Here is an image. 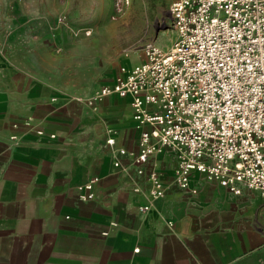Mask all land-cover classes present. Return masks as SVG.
I'll use <instances>...</instances> for the list:
<instances>
[{
	"label": "crops",
	"instance_id": "obj_1",
	"mask_svg": "<svg viewBox=\"0 0 264 264\" xmlns=\"http://www.w3.org/2000/svg\"><path fill=\"white\" fill-rule=\"evenodd\" d=\"M52 23L49 0H0V264H264V199L198 172L179 187L168 147L151 198L130 97L92 100L117 75L82 40L55 55Z\"/></svg>",
	"mask_w": 264,
	"mask_h": 264
},
{
	"label": "built area",
	"instance_id": "obj_2",
	"mask_svg": "<svg viewBox=\"0 0 264 264\" xmlns=\"http://www.w3.org/2000/svg\"><path fill=\"white\" fill-rule=\"evenodd\" d=\"M113 3L119 14L129 0ZM168 14L173 44L143 43L145 60L122 68L92 100L130 97L134 120L144 126L134 163L152 184L151 198L162 195V183L146 167L168 147L179 187L188 189L198 172L234 195L246 188L264 199V0H171ZM89 180L83 188L91 199L98 179Z\"/></svg>",
	"mask_w": 264,
	"mask_h": 264
},
{
	"label": "rangeland",
	"instance_id": "obj_3",
	"mask_svg": "<svg viewBox=\"0 0 264 264\" xmlns=\"http://www.w3.org/2000/svg\"><path fill=\"white\" fill-rule=\"evenodd\" d=\"M49 2L54 54L60 56L73 49V41L82 40L86 55L100 54L102 71L110 62L104 76L120 75L122 68L126 71L124 60L129 56L145 60L140 46L146 41L167 49L176 37L168 14L171 0H129L119 14H115L113 0Z\"/></svg>",
	"mask_w": 264,
	"mask_h": 264
}]
</instances>
